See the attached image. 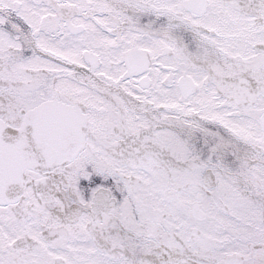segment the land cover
I'll list each match as a JSON object with an SVG mask.
<instances>
[{
	"label": "snow or ice",
	"instance_id": "1",
	"mask_svg": "<svg viewBox=\"0 0 264 264\" xmlns=\"http://www.w3.org/2000/svg\"><path fill=\"white\" fill-rule=\"evenodd\" d=\"M0 264H264V0H0Z\"/></svg>",
	"mask_w": 264,
	"mask_h": 264
}]
</instances>
